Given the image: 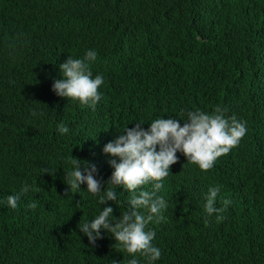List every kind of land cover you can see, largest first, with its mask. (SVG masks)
Returning a JSON list of instances; mask_svg holds the SVG:
<instances>
[{
    "label": "trees",
    "instance_id": "1",
    "mask_svg": "<svg viewBox=\"0 0 264 264\" xmlns=\"http://www.w3.org/2000/svg\"><path fill=\"white\" fill-rule=\"evenodd\" d=\"M88 49L104 76L95 107L52 90L59 64ZM217 105L247 132L207 171L177 153L158 193L165 219L148 225L156 264H264V0H0V264H127L112 233L92 246L78 228L102 205L86 184L65 183L70 160L94 161L107 180L102 149L125 125ZM25 183L32 190L8 207ZM213 184L217 207L231 204L207 216Z\"/></svg>",
    "mask_w": 264,
    "mask_h": 264
},
{
    "label": "clouds",
    "instance_id": "2",
    "mask_svg": "<svg viewBox=\"0 0 264 264\" xmlns=\"http://www.w3.org/2000/svg\"><path fill=\"white\" fill-rule=\"evenodd\" d=\"M97 56L95 49H88L82 58L69 55L60 63V78L52 83L55 94L95 107L102 99L103 93L99 89L104 83L103 74L93 75L90 68ZM227 112L226 108L217 105L212 112L196 108L188 110L181 118L157 117L147 128L142 126L145 122H136L132 127L125 125L121 134L109 140L102 149L112 157L108 163L113 171L107 180L100 177L94 161L83 160L81 163L82 160L71 159V170L64 173L65 183L70 190H79L86 184V190L102 205L97 214L78 225L90 245L94 246L103 238L104 232H110L115 241L120 242V248L129 254L127 264H142L140 257L144 264H156L162 250L153 243L156 231L148 225L165 219L164 212L169 204L158 193L164 179L172 173L170 166L179 159L177 153L180 152L187 161L207 171L221 155L238 145L247 132V122L237 119L235 114L229 116ZM57 129L61 134L70 131L63 122L57 123ZM146 185H150V189L144 187ZM32 187L25 183L18 191L7 195V206L17 208L18 201ZM221 188L219 184L209 186L203 205L207 216L222 213L231 204V200L225 198L224 207H217ZM118 189L128 193L126 202L119 199ZM108 201L115 202L117 208L123 205V213L114 215V208ZM215 218L222 220L224 217L216 215ZM112 264H122V261L112 259Z\"/></svg>",
    "mask_w": 264,
    "mask_h": 264
}]
</instances>
